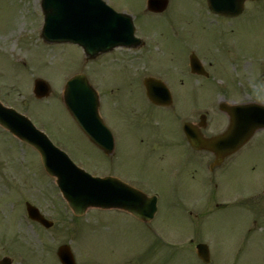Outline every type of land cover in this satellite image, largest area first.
<instances>
[{"label":"rangeland","instance_id":"obj_1","mask_svg":"<svg viewBox=\"0 0 264 264\" xmlns=\"http://www.w3.org/2000/svg\"><path fill=\"white\" fill-rule=\"evenodd\" d=\"M111 1L120 5L129 4V2L144 4V0ZM198 12H202L201 5L194 0H171L167 18H149L148 16V22L143 25L148 33L159 35L160 32H167L168 25L171 23H183L186 33L189 32L188 37L193 41L197 39L205 42L209 47H214L216 41L223 40L229 43L230 48L238 55H250L264 60V27L259 33H248L247 38L237 34L235 42L231 43L229 42L231 37L224 32L221 25L212 28L206 25L207 31H204L202 27L200 30L199 24H194V15ZM261 15L262 13L255 17ZM139 17L137 18L141 22L146 19V16L144 19ZM259 20L264 22L263 19ZM42 23L39 0H0V98H12L11 101L25 109V113L30 114L34 122L42 125L48 136L58 145H62L75 159L87 161L86 165L94 169L97 158L98 164L102 166V157L82 136L58 96L44 100L33 99L30 87L33 75L37 74L36 71L44 72L54 86L60 88L65 74L76 73L84 64L82 51L77 45L44 44L40 39ZM194 27L200 31L195 33ZM179 46L177 41L173 42L174 48ZM120 52L122 54H118L119 62L115 69L111 70L113 75L126 76L133 72L138 76L148 73V65L143 64V61L137 62L135 59L139 51L135 55L132 51ZM151 57L150 55L147 59L154 68L163 67L164 64L157 63ZM220 58L224 66L223 77L231 78L232 72L226 66L227 54L221 52ZM17 59L24 63H18ZM103 60L107 62L105 58ZM94 69L98 71L95 76L90 75V77L97 86L95 81L98 80L102 84L109 77L107 74L110 70L105 64L99 65L96 62L92 66V71ZM120 78L123 79V77ZM175 81L177 82V79ZM230 91L234 94L239 92L238 85L234 88L232 79ZM16 97L23 100L25 107L15 100ZM102 114L108 125L115 123L112 110H107L104 106ZM169 123L168 120L162 122L166 126H169ZM133 135V130L123 129V136L118 143L120 159L116 162L117 170L127 179L146 178L143 184L147 187L159 185L164 201L160 202V217L167 225L177 226V193L169 192L170 181L158 169L162 164L153 167L143 153L133 154L136 145L132 143L137 144ZM256 137L264 141V131ZM260 160L264 162V148L259 152L258 161ZM255 173H258L257 170ZM244 176L246 181L252 178L249 171H245ZM259 177L262 178V176ZM229 182L233 183V180ZM141 188L148 192L145 188ZM196 188L182 187L177 188L176 191L183 192L187 196L192 195ZM24 199L38 206L49 219L53 220L54 225L44 229L37 223H35L37 226L26 221L24 223ZM66 209L62 208V204L54 196V187L48 176L44 174L34 149L0 130V245L3 242L0 247L10 252H3L0 248V258L8 255L13 259V264H59L55 253L56 248L62 243H69L76 254L77 264H124L130 261V257H126L119 263L118 259L127 254L137 253L146 258L144 264H159L160 259H155L157 254L163 259L166 258V264H202L193 256L178 249L152 250L150 248L152 240L145 237L146 230L142 231V226L134 220L127 218L131 231L124 233L123 230L127 227L126 222L121 220L123 218L112 209H92L85 217L78 219H72L70 211ZM156 221L160 229L166 233L173 231L172 234H179L178 228H166L164 224L163 228L161 220ZM211 225L216 237L223 240L221 241L223 244L216 241L218 246L211 258V264L212 259L213 264H264V238L256 244V251L243 252L240 256L226 251L227 246L230 245L227 240H233L237 230L242 226L238 212L229 213L223 224H217L215 220H212ZM128 233H138L140 236H129ZM136 258L141 260L138 255Z\"/></svg>","mask_w":264,"mask_h":264},{"label":"flooded vegetation","instance_id":"obj_2","mask_svg":"<svg viewBox=\"0 0 264 264\" xmlns=\"http://www.w3.org/2000/svg\"><path fill=\"white\" fill-rule=\"evenodd\" d=\"M260 13H262L260 17H255ZM211 18L219 24H211L210 28L221 25L224 32L231 37L229 42L233 43L237 34L247 38L248 33H259L260 29L264 27V22L259 20H264V0L247 1L243 12L235 17L212 15ZM201 27L207 31L205 24H199L200 30ZM182 28L185 29L183 26ZM182 28L177 27L176 30H167V32H160L159 35L155 34L154 36L152 34L148 36L146 33L147 46L157 45L162 52V57L168 61L177 62L175 65L178 66L174 71L177 82L173 79H170L171 83L169 82V78L175 79L173 72L164 74L170 94L177 97L176 105L162 106L149 103L145 97V89L142 88V79L139 77L135 78L133 82L136 89L125 91V94L133 95L129 100L137 107H146L144 114L151 117L157 112L161 118L174 115L180 122L173 138L144 136L145 132H153V129H144L133 125L131 129L134 131L133 137L137 141V144L132 143L136 145L133 154L143 153L153 167L162 164L158 169L170 181L169 192L177 193L178 225L184 233L186 226H191L192 232L189 235V241L193 242L213 236L211 223L212 220H215V216L223 215L222 218L226 220L228 214L233 213L234 209L250 210L255 214L252 219L253 225L255 223L264 224V210L257 206V200L243 201L236 206L229 204L226 200L229 193L225 189V187H229L227 184L232 180V174L240 176L248 168L251 172L255 171L261 163V160L258 161V155L264 148V141L252 137L236 152L224 157L216 164L214 155L192 147L182 130L184 123L188 122L204 134L209 135L213 133V125L227 124L229 117L220 109V104L231 101L236 96L240 97L241 102L254 100L253 95L259 94L257 77L264 78V61L259 63L257 69L255 56L238 55L230 48L229 43H225L223 40L215 42L214 47H209L205 42L197 39L193 41L185 34L186 30ZM200 30L194 27L195 33ZM148 38L156 40L148 41ZM174 41L180 44L179 48L173 47ZM221 52H225L228 56L226 66L232 72L231 78L222 75L224 66L220 58ZM179 53L180 56H178ZM191 54L197 56L199 71H191L189 67ZM231 79L234 88L238 85L239 92L237 94L230 91ZM201 107H208V109ZM109 156L112 158L114 170L119 173L116 167V162L120 159L118 143L114 144L113 151ZM145 180L146 178H129V183L142 191L144 190L141 187L148 192L160 191L159 185L147 187L143 184ZM189 186L197 187L192 195L186 196L183 192L176 191L177 188L187 189ZM237 187L248 188L247 185H238ZM249 188L254 189L253 192H257V186ZM261 192L264 193V190ZM244 206L246 207L244 208Z\"/></svg>","mask_w":264,"mask_h":264},{"label":"water","instance_id":"obj_3","mask_svg":"<svg viewBox=\"0 0 264 264\" xmlns=\"http://www.w3.org/2000/svg\"><path fill=\"white\" fill-rule=\"evenodd\" d=\"M89 1L91 0H42L41 7L44 13L42 37L46 41H70L78 43L83 46L84 51L89 57H94L99 52L106 51L114 46L130 45L133 41V26L131 18L128 16L126 17L124 15L115 14L105 7L103 8L107 11H101V3H99V6L92 8L87 4ZM208 2L212 9L226 12L231 11V9H237L239 7L238 4L241 3L242 0H208ZM38 85L39 86L37 88L39 89L40 84ZM84 85L85 82L79 86H75L76 89L70 91V83L68 82L65 94V102L72 111L74 118L81 126L85 125L89 119H94L95 114L90 103L85 102L88 101L89 98L86 99L85 97L84 102H76L81 97V94L85 91V89H88V86L83 87ZM74 91L77 93L76 96ZM0 110L2 114H7V116L11 115L10 118L22 121V118L19 117V115L15 112H11L9 109L5 108ZM0 123L14 127L11 120H7L5 117H2V115H0ZM14 130L21 136L20 130ZM25 138L26 140L28 139L29 143L33 144L39 149L42 154L43 163L46 167V170L49 173L57 176V182L60 188L65 191L64 194L66 197H68L67 191L69 189V185L66 186V184H68L67 179L70 175V169H68V165L64 161L61 163L57 158L51 167L53 158L51 160L49 155V144L46 145L49 148L48 149L44 145L39 144V142L34 139H29L26 136L23 139ZM62 160L66 161L65 158ZM91 180L94 183H99V180L97 179ZM88 183L94 185L90 179H88ZM101 194L103 195L102 192L95 193L94 195L90 196L89 200L82 198L83 200H81L80 203L77 204L71 201L70 204L77 214H80L86 209V207L91 205L106 206V203L99 201ZM107 205L109 206L112 204L107 203ZM139 207L140 205L135 208H126L132 211V213H134L136 216L143 217L141 216L143 214L140 213ZM28 213L34 219L40 220L41 218L38 211L33 207H28ZM41 221L44 223L43 220ZM58 255L63 264L71 263L69 249L66 245L59 248Z\"/></svg>","mask_w":264,"mask_h":264}]
</instances>
